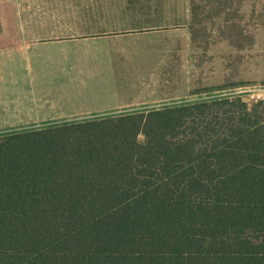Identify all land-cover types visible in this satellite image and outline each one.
I'll return each instance as SVG.
<instances>
[{"label": "trees", "instance_id": "trees-1", "mask_svg": "<svg viewBox=\"0 0 264 264\" xmlns=\"http://www.w3.org/2000/svg\"><path fill=\"white\" fill-rule=\"evenodd\" d=\"M0 264H264L263 105L0 136Z\"/></svg>", "mask_w": 264, "mask_h": 264}, {"label": "crops", "instance_id": "crops-1", "mask_svg": "<svg viewBox=\"0 0 264 264\" xmlns=\"http://www.w3.org/2000/svg\"><path fill=\"white\" fill-rule=\"evenodd\" d=\"M139 1L147 2L8 0L3 15L9 38L0 45V136L187 103L193 95L192 13L183 15L187 24L157 25L150 21L154 13L139 10ZM232 1V15L239 18L230 37L215 30L209 39L207 28H200L199 95L210 91L209 84L263 78L264 0ZM166 31L184 36V88L178 94L175 56L169 59V46L157 36Z\"/></svg>", "mask_w": 264, "mask_h": 264}, {"label": "rangeland", "instance_id": "rangeland-1", "mask_svg": "<svg viewBox=\"0 0 264 264\" xmlns=\"http://www.w3.org/2000/svg\"><path fill=\"white\" fill-rule=\"evenodd\" d=\"M191 1V3H190ZM147 0V2L143 3L139 1L138 7L139 10H143V14L145 13H154V15H150V17H153V20H150L151 22H154L157 25L167 26V27H178L180 25H183L184 23L187 24L188 20H185V17L183 15H190V27L192 31V96L186 97L187 103L189 102H199V101H206V100H212L216 98H233V97H240V93H244L245 91H248L251 88L254 87H260L264 86V75L261 78L262 80L254 82V83H240L235 84L236 87L240 90H231L233 89L232 84H223L220 86H215V84H209L208 90H210L206 94L199 95V89L203 86L199 83V39H200V28L203 26L204 28H207L208 38L212 37L214 35L215 30H219L220 37H224V34H226L225 37H230V34L233 33L232 30V22L233 20H238L239 15H232V6L233 1L232 0H207V3L205 5V2L203 3V0ZM236 5H238L236 3ZM207 8H206V7ZM10 4L8 3V0H0V45L5 44L7 39L9 38L8 32H7V21L5 18V15L7 14V11H9ZM204 8V10H203ZM201 12V15H200ZM139 13V14H141ZM5 14V15H3ZM188 18V17H187ZM158 37L164 38L165 40H162L163 47H167V50H169L168 57L171 59L173 56H175L176 65L175 68V78H177L176 81V94H178L181 89L184 88L183 84H179L180 78L183 76L184 73V47L180 44L183 42L184 36L181 31H166L161 34H157ZM180 40V42H179ZM169 41V42H168ZM175 48V50L173 49ZM174 50L172 53L170 51ZM210 50V49H209ZM186 56H187V49H186ZM153 59L160 58L158 55H154L152 57ZM163 58V57H162ZM212 62L209 61V64ZM263 69V68H262ZM155 70H162L159 68H156ZM187 71V68H186ZM261 71L257 67V74ZM264 72V70H262ZM172 73V72H171ZM186 74V72H185ZM171 76V74H170ZM186 86V85H185ZM235 87V88H236ZM222 89L219 92L212 91L213 89ZM234 88V89H235ZM185 90V89H184ZM186 96H187V90H186ZM184 100L175 101L171 103H165L164 105H161L160 107L156 108H147L146 110H155V109H162L165 107H172L176 105H182L185 104ZM263 108H264V104ZM114 117V116H112ZM18 133V132H16ZM13 134V133H10ZM8 135V134H7ZM139 140L141 142L144 141V137L140 136Z\"/></svg>", "mask_w": 264, "mask_h": 264}, {"label": "built area", "instance_id": "built-area-1", "mask_svg": "<svg viewBox=\"0 0 264 264\" xmlns=\"http://www.w3.org/2000/svg\"><path fill=\"white\" fill-rule=\"evenodd\" d=\"M240 97L249 105L264 104V86L254 87L244 93H240Z\"/></svg>", "mask_w": 264, "mask_h": 264}]
</instances>
